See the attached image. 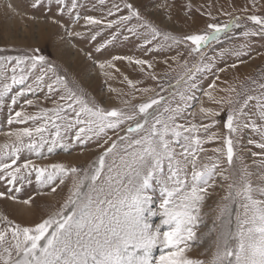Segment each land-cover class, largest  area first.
Masks as SVG:
<instances>
[{
	"label": "snow or ice",
	"instance_id": "snow-or-ice-1",
	"mask_svg": "<svg viewBox=\"0 0 264 264\" xmlns=\"http://www.w3.org/2000/svg\"><path fill=\"white\" fill-rule=\"evenodd\" d=\"M100 2L103 3L104 0ZM42 3L43 0H31L32 7ZM55 4L58 6V14L67 13L73 17V23L80 20V12L74 11L79 7L77 0H71L70 4L68 0H55ZM125 7L129 10L127 16L109 20L105 26L123 25L133 17H140L139 11L132 4H126ZM113 8L119 11L118 5H113ZM108 15H113L111 9ZM241 18L234 17L224 24L210 23L207 25L209 31L185 35L182 39L162 34L151 25L147 27L152 40L163 35L166 43L190 42L193 53L199 52L209 42L218 40L222 33L241 27L246 28L242 32L245 38H264V16H247L252 27L238 23ZM83 19L87 25L104 23L93 16H85ZM53 23L60 24V21L53 19ZM67 31L69 36L73 35L70 30ZM128 31L135 33L136 30L129 28ZM75 35L79 36L81 33ZM92 39L95 40L96 36L93 35ZM152 40L145 39L144 44L149 45ZM246 47L247 45H242L240 50L232 51L239 63H243L240 57L247 55L243 51ZM36 53H39V49H35L32 55H0V105L6 103V98L16 86L20 88L11 96V105H16L18 98L26 93L46 87L49 94H55L57 89L54 85H63L67 95H61L59 99L72 110L74 119L62 115L63 109L60 107L43 109L42 117L27 114L23 110L9 115V125L14 122L23 124L26 121L35 123L42 118L43 123L35 128L25 127L10 133L15 136V141L0 145V181L13 186L7 193L0 191V197L19 192L20 188L14 187L15 184L18 180L25 179L26 175L30 176L33 171L41 186H52L57 178L63 184L69 173L74 177V186L65 204L39 223L21 226L8 222L13 242L0 252V264H206L203 260L190 258L186 251L190 242H196L195 229L203 223L201 206L209 194L208 190L217 185V178L228 183L226 195L222 197L225 203L220 206L217 216L222 229L219 242L207 264H264V173H261L258 182H254L247 165L235 167L234 157H242L237 156L235 151V144L239 141L237 139L234 142L233 139V134L239 133L243 128H251L259 134V141L250 139L248 143L256 144L261 149L260 153L252 155L261 156V163L264 165V91L259 95H246L242 102L231 98L217 101L240 103V107L228 111L224 127L229 134L223 138L224 147L213 149L216 155L208 157L211 163L199 165L201 153L205 152V136L199 133L202 131L205 135L208 134L211 125L217 123L214 118L219 112L211 108H200L205 118H211V124L197 126L195 123L179 122L191 107L189 101L195 99L194 94H189L196 87L194 83L186 91L170 92L172 99L157 93L146 102L134 106L132 112L117 108L105 110L88 106L67 88L66 78L63 76L57 75L51 83H47V72L42 70L47 58ZM114 59H127L140 66L152 67L148 60H133L131 56ZM38 66L41 74L35 75V79L29 83ZM204 67L208 68L210 65L205 64ZM231 67L235 68L236 64ZM48 71H53L51 64L48 65ZM197 71L200 69L197 68ZM186 75L187 80L181 76L176 84H187L194 73L189 70ZM152 78L157 77L153 75ZM128 83L131 85L132 81L129 80ZM171 87L169 85L170 89ZM258 87L264 90V84H258ZM143 91L147 93L151 90ZM161 91H164L163 86ZM204 95L211 97L212 94L205 92ZM253 100L256 101L259 122L251 117L247 121L242 119L244 109ZM25 103L31 105L33 101L25 100ZM74 104L79 111L73 107ZM129 121L132 123L127 125L124 135H118L121 126ZM73 129L76 131L72 139L81 145L93 138L99 140L106 137L109 129L117 130V140H112L111 145L89 169H83L82 176H78L81 169L62 163L38 167L31 161H26L23 165L13 167L24 150L37 155H42L45 147L49 154L57 148L67 151L71 146L66 142L67 134ZM25 137L28 142L23 139ZM217 138L215 134L206 135L208 141ZM108 139L104 143H108ZM221 157L226 158V168ZM6 160L11 162L7 163ZM154 176L161 185L162 193L166 194L158 211L150 213L158 212L163 217L155 229L145 222V212L149 210L151 200L144 191ZM56 190V186L51 187L52 192ZM30 202L31 198L23 201L25 204ZM162 225L167 228L161 230ZM7 231V228L0 231V245L5 243ZM156 246H159L160 254L153 256L152 251Z\"/></svg>",
	"mask_w": 264,
	"mask_h": 264
},
{
	"label": "rangeland",
	"instance_id": "rangeland-1",
	"mask_svg": "<svg viewBox=\"0 0 264 264\" xmlns=\"http://www.w3.org/2000/svg\"><path fill=\"white\" fill-rule=\"evenodd\" d=\"M68 2L70 4L71 0ZM77 2L79 7L74 11H79L81 18L73 23L72 16L67 13L58 14L55 0H43L42 5L37 7L31 6V0H0V55H32L35 49H39V53L36 54L47 58L42 69L47 72V83H51L57 75L63 76L66 78L67 88L76 93L88 106L105 110L117 108L132 112L134 106L146 102L149 97H154L157 93L172 99L170 92L186 91L189 85L194 83L196 87L191 89L189 94H194L195 99L189 101L191 107L185 111L179 122L195 123L197 126L211 124V118H205L200 108H211L219 112L214 118L217 123L212 124L206 134H215L218 138L208 141L202 131L199 133L205 136L203 145L205 152L201 153L198 164L211 163L208 157L216 155L213 149L224 147L223 138L229 134L224 127L228 111L240 107V103H217V101H227L231 98L233 101L242 102L246 95H259L264 91L258 87V84H264V38L258 36L245 38L242 32L246 28L241 27L222 33L218 40L209 42L199 52L193 53L190 42L166 43L163 35L152 40L147 25L155 27L162 34L166 33L181 39L185 35L209 31L207 25L210 23L224 24L234 17H242L237 22L252 27V22L246 17L252 14L264 16V0H104L103 3L100 0H77ZM254 2L255 7H253ZM126 4H132L133 8L139 11L140 17H133L123 25L114 24L112 27H106L107 21L119 20L120 17L129 14ZM113 5H118L119 11H116ZM110 9L113 15H108ZM85 16H93L104 23L87 25L83 19ZM53 19L60 21V24L53 23ZM129 28H135V33L129 32ZM66 29L73 35L69 36ZM75 33L81 35L77 36ZM93 35L96 36L95 40L92 39ZM145 39L152 40V43L145 45ZM242 45H247L243 48L247 55L241 56L243 63H239L237 57L232 55V51L240 50ZM129 56L133 57V60H148L152 67L140 66L127 59H114ZM49 64L52 65L53 71H48ZM205 64L210 67L205 68ZM233 64H236L235 68L231 67ZM197 68L200 71H197ZM189 70L194 73L192 80L187 84L177 85L176 81L181 76L187 80L186 73ZM39 74H41L40 66L34 70L29 83ZM153 75L157 78L153 79ZM129 80L132 81L131 85L128 83ZM253 81L256 83L254 84ZM169 85L172 86L171 89ZM161 86L164 91H161ZM54 87L57 89L55 94H49L47 88L42 87L38 91L26 93L25 96L18 98L16 105H11V96L19 91L20 86L13 88L12 93L6 98V103L0 105V145L15 141V136L10 133L25 127L35 128L43 123L42 118L35 123L26 121L23 124L14 122L9 125L8 117L10 114L14 115L15 111L23 110L27 114L42 117L43 109L60 107L63 109L62 115L74 119L72 110L59 99L61 95H67L64 86L54 85ZM144 89L151 91L146 93ZM233 89L235 91H232ZM205 92H211V97L205 96ZM25 100H32L33 104L27 105ZM73 107L79 111L75 104ZM244 113L242 119L247 121V118L251 117L259 122L255 100L249 102ZM51 116L50 111L49 117ZM130 123L132 122H125L118 135H124ZM49 128L51 129V125ZM75 131L76 129H73L67 134L66 142L71 145L67 151L57 148L49 154L45 147L42 150L43 154L37 155L24 150L13 167L23 165L26 161H31L38 167L62 163L68 167L75 166L81 169L78 176H82L83 169H89L111 145L112 140H117V130L109 129L106 137L99 140L93 138L81 145L72 139ZM23 139L28 142L27 137ZM105 139H108V143H104ZM233 139L234 142L238 139L235 151L237 156L242 157V159L234 157L235 167L247 165L253 181L258 182L261 173H264V165L261 163L262 157L253 156L252 153H260L261 149L256 144H249L248 141L250 139L259 141V134L251 128H243L239 133L233 134ZM221 159L226 168V158L221 157ZM227 183L217 178V185L208 190L209 194L201 206L203 223L195 229L196 242H190V247L186 251L190 258L203 260L206 264L211 260L219 242L218 237L222 229L221 221L217 216L220 206L225 203L222 197L226 195ZM52 186L57 187L56 192L51 191ZM52 186H41L36 181L33 171L30 176L26 175L25 179L17 181L14 187L20 188L19 192L0 197V231L8 229L6 241L0 245V252L13 242L11 225L8 222L33 226L58 211L70 195L74 186V177L69 173L64 178L63 184H60L57 178ZM11 187L13 186L8 185L6 181H0V191L7 193ZM144 191L151 200L149 210L145 212V222L155 229L163 217L158 212L150 213L158 211V206L166 194L162 193L161 185L155 176ZM29 198H31L29 204L23 203ZM166 228L167 226H161V230ZM159 254V246L154 247L152 255ZM13 256H15L14 250Z\"/></svg>",
	"mask_w": 264,
	"mask_h": 264
}]
</instances>
